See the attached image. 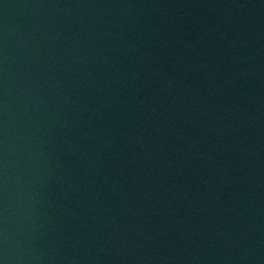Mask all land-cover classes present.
Masks as SVG:
<instances>
[{
	"label": "water",
	"instance_id": "obj_1",
	"mask_svg": "<svg viewBox=\"0 0 264 264\" xmlns=\"http://www.w3.org/2000/svg\"><path fill=\"white\" fill-rule=\"evenodd\" d=\"M141 0H0V264H96Z\"/></svg>",
	"mask_w": 264,
	"mask_h": 264
}]
</instances>
